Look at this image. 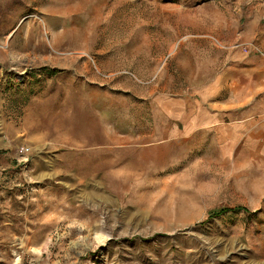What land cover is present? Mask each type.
I'll use <instances>...</instances> for the list:
<instances>
[{
    "label": "rangeland",
    "instance_id": "1",
    "mask_svg": "<svg viewBox=\"0 0 264 264\" xmlns=\"http://www.w3.org/2000/svg\"><path fill=\"white\" fill-rule=\"evenodd\" d=\"M232 54L264 0H0V264H264V115L161 104Z\"/></svg>",
    "mask_w": 264,
    "mask_h": 264
},
{
    "label": "crops",
    "instance_id": "2",
    "mask_svg": "<svg viewBox=\"0 0 264 264\" xmlns=\"http://www.w3.org/2000/svg\"><path fill=\"white\" fill-rule=\"evenodd\" d=\"M222 62L210 80L190 86L200 97L196 105L176 97L161 104L168 119L187 129L214 127L221 137L235 140L250 119L264 115V54L248 58L232 54Z\"/></svg>",
    "mask_w": 264,
    "mask_h": 264
},
{
    "label": "trees",
    "instance_id": "3",
    "mask_svg": "<svg viewBox=\"0 0 264 264\" xmlns=\"http://www.w3.org/2000/svg\"><path fill=\"white\" fill-rule=\"evenodd\" d=\"M224 212H226V210L225 209H221V211L218 213V215H220L221 213H224Z\"/></svg>",
    "mask_w": 264,
    "mask_h": 264
},
{
    "label": "built area",
    "instance_id": "4",
    "mask_svg": "<svg viewBox=\"0 0 264 264\" xmlns=\"http://www.w3.org/2000/svg\"><path fill=\"white\" fill-rule=\"evenodd\" d=\"M244 49L246 50V49H248V48L245 47Z\"/></svg>",
    "mask_w": 264,
    "mask_h": 264
}]
</instances>
